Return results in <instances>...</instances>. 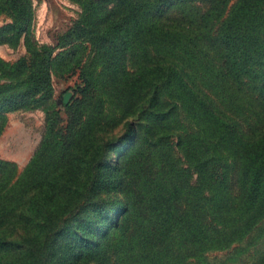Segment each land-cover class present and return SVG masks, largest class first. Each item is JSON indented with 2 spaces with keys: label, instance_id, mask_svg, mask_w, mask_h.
<instances>
[{
  "label": "trees",
  "instance_id": "1",
  "mask_svg": "<svg viewBox=\"0 0 264 264\" xmlns=\"http://www.w3.org/2000/svg\"><path fill=\"white\" fill-rule=\"evenodd\" d=\"M230 1L80 0L78 20L49 46L33 40L31 0H0L11 21L0 44L26 52L0 58V134L8 113L44 112L23 169L0 159V264H179L264 219V0ZM54 65L81 79L63 125ZM180 113L204 136L201 152L181 143L194 184L172 150L167 163L155 155ZM127 138L131 150L106 166Z\"/></svg>",
  "mask_w": 264,
  "mask_h": 264
},
{
  "label": "rangeland",
  "instance_id": "2",
  "mask_svg": "<svg viewBox=\"0 0 264 264\" xmlns=\"http://www.w3.org/2000/svg\"><path fill=\"white\" fill-rule=\"evenodd\" d=\"M235 0L229 2V6ZM33 8V29L32 37L38 44L54 46L58 38L66 33L78 20L82 8L80 0H31ZM9 17L0 14V27L10 23ZM61 49H56L53 56ZM79 52L83 55V61L89 65L96 63L93 51L87 42L81 44ZM23 45L11 47L7 44H0V58L7 63H13L25 55ZM92 62V63H90ZM65 64L62 65L65 68ZM55 65L50 69V84L52 88V100L55 109L61 114V125L66 123L67 114L65 106L74 99L79 98L78 86L81 83L79 70L71 68L64 71ZM101 66L97 64L95 68V78H100ZM67 94V102L63 101V96ZM109 120L114 125L111 133L118 137L122 133V120H119L118 113H109ZM44 129V112L41 109L17 111L5 115L4 126L0 134V159L13 162L17 170L21 171L29 158L37 148ZM196 130L197 133H193ZM165 134L157 139L156 152L159 159L165 156L167 163L170 157V150L173 156L181 159L179 168L185 170V174H190L191 184L195 183L197 173L192 167H188L186 159L181 151V143L191 140L197 152L204 150L202 139L203 134L197 125L190 122L182 113L171 121H165ZM162 132V133H163ZM133 144L130 139H122L117 147L107 153L106 166L112 165L119 158L128 153ZM152 143L144 147L147 153ZM160 148H164L159 151ZM167 154V156H166ZM158 160V159H157ZM156 160V162H157ZM169 165V164H167ZM177 167V168H178ZM114 194L111 193L110 195ZM249 235L251 237H249ZM179 264H264V219L256 225L246 237L240 241L232 243L223 249L207 250L197 258H190L186 262L182 256H178ZM91 264V263H90ZM176 264V263H175Z\"/></svg>",
  "mask_w": 264,
  "mask_h": 264
},
{
  "label": "water",
  "instance_id": "3",
  "mask_svg": "<svg viewBox=\"0 0 264 264\" xmlns=\"http://www.w3.org/2000/svg\"><path fill=\"white\" fill-rule=\"evenodd\" d=\"M63 101L67 102V94L63 96Z\"/></svg>",
  "mask_w": 264,
  "mask_h": 264
}]
</instances>
